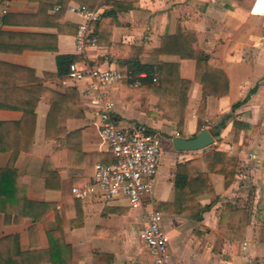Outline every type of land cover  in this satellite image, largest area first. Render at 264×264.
Here are the masks:
<instances>
[{
    "label": "crops",
    "instance_id": "0c3cea01",
    "mask_svg": "<svg viewBox=\"0 0 264 264\" xmlns=\"http://www.w3.org/2000/svg\"><path fill=\"white\" fill-rule=\"evenodd\" d=\"M42 1L0 0V65L7 66L0 68V80L11 86L0 108V242L13 239L36 264H155L138 237L155 209L164 216L176 264H264L260 0H89L94 8H87L100 14L90 26L98 46L84 55L76 53L83 20L67 10L79 3L71 1L61 14L65 1L47 0L52 8L42 13ZM178 32L193 36L229 82L226 95L207 98L201 130L204 86L196 80L198 63L182 60L176 49H161L162 40ZM60 56L73 57L81 69L119 71L122 81L108 90L115 123L125 129L143 126L160 137L161 166L145 207L134 210L123 197L106 203L99 196H73V188L92 182L96 164L110 165L113 159L105 151L96 113L79 89L63 85L68 73L59 74ZM134 62L177 64L181 78L191 82L181 130L154 112L160 99L147 94V85L130 87L127 74ZM34 90L40 100L35 116L26 117ZM235 123L243 127L234 136ZM203 130L219 132L213 146L175 150V138L192 139ZM210 153L211 167L204 161ZM228 160L233 161L227 171L232 181L226 186L222 169ZM190 162L195 164L186 171H200L211 189L195 191L194 204L176 215L178 167Z\"/></svg>",
    "mask_w": 264,
    "mask_h": 264
},
{
    "label": "built area",
    "instance_id": "2783aa9c",
    "mask_svg": "<svg viewBox=\"0 0 264 264\" xmlns=\"http://www.w3.org/2000/svg\"><path fill=\"white\" fill-rule=\"evenodd\" d=\"M67 10L83 20L76 36V53L84 55L89 49L97 48L98 42L90 26L99 20V12L76 4H71ZM145 78V74L131 76L130 87H142ZM122 79L116 69L88 66L81 69L74 63L63 80L64 86L79 89L88 109L96 113L105 151L113 159L110 165L96 164L92 182L73 188L72 194L81 200L99 196L106 203L123 197L129 201L132 209L138 210L145 207L153 195L161 166L162 148L160 137L145 127L125 129L115 123V103L109 99L108 90L118 86ZM153 82L156 83L157 79ZM163 220V214L154 209L148 214L138 237L155 257V264H176L170 252V239L163 228Z\"/></svg>",
    "mask_w": 264,
    "mask_h": 264
},
{
    "label": "trees",
    "instance_id": "16d2710c",
    "mask_svg": "<svg viewBox=\"0 0 264 264\" xmlns=\"http://www.w3.org/2000/svg\"><path fill=\"white\" fill-rule=\"evenodd\" d=\"M61 3V10L58 13H64L66 8L69 6L71 1L79 3V5L86 6L88 8H94V5L89 0H64ZM47 0L41 2V12H47L52 5L48 6ZM105 16V15H104ZM94 36V32L92 31ZM176 49L182 60H196L198 63L196 80L204 86V98L199 109V130L202 129V119L205 111L206 100L209 96L223 97L228 93L229 82L220 68V63L209 59L207 56L202 54L197 47L196 40L190 34L177 33L174 37L164 38L162 40L161 49L167 48ZM155 55L160 53L159 51L154 52ZM76 59L70 56H60L58 58V68L59 74H64L69 72V68L72 64L76 63ZM7 68L6 65H0V68ZM129 74H127V79L129 83L131 82V76H137L140 74H146V78L143 80L144 85H147L146 92L148 95H155L160 99L159 105L156 109H153L156 114H161L165 120L174 122L178 128L181 130L188 105V93L190 89L191 82L184 80L180 76V67L177 64L164 65L156 67L153 64H142L140 62L131 63L128 68ZM158 77L157 86H154L153 80ZM161 77V78H160ZM32 87L35 89L38 87V81L34 79ZM153 85V86H152ZM7 87H11L9 83L0 80V108L3 107L1 100L6 96ZM12 90V89H11ZM37 90V89H36ZM39 91V90H37ZM254 92V91H253ZM252 92V93H253ZM33 106L30 110L24 111L27 116H35V108L40 100V94H36ZM248 100V99H247ZM245 100L243 103H239L233 107L237 109L247 102ZM153 111L149 108V115ZM1 126L3 124H0ZM238 127H243L241 123H235L233 129V135H236V129ZM214 154L210 153L204 157V161L212 166L211 159ZM195 163H187L184 166H179L175 182V214L182 215L188 210L189 205L194 204V192L203 189L210 188L207 179L199 171L187 172V169H191ZM199 164V163H198ZM233 166V161L228 160L224 164L222 173L226 178V186H229L232 178L229 177L228 169ZM231 179V180H230ZM17 243V242H16ZM15 243V244H16ZM13 239L4 240L0 242V264H36L34 258H31L29 254L22 253L19 251L18 245H15Z\"/></svg>",
    "mask_w": 264,
    "mask_h": 264
},
{
    "label": "water",
    "instance_id": "95a60500",
    "mask_svg": "<svg viewBox=\"0 0 264 264\" xmlns=\"http://www.w3.org/2000/svg\"><path fill=\"white\" fill-rule=\"evenodd\" d=\"M217 135H219V132L203 130L192 139L175 138L173 140V146L178 152L201 151L213 146L215 143V136Z\"/></svg>",
    "mask_w": 264,
    "mask_h": 264
},
{
    "label": "bare ground",
    "instance_id": "6f19581e",
    "mask_svg": "<svg viewBox=\"0 0 264 264\" xmlns=\"http://www.w3.org/2000/svg\"><path fill=\"white\" fill-rule=\"evenodd\" d=\"M262 9H264V0H260V3H259V5L257 6V10H262Z\"/></svg>",
    "mask_w": 264,
    "mask_h": 264
}]
</instances>
